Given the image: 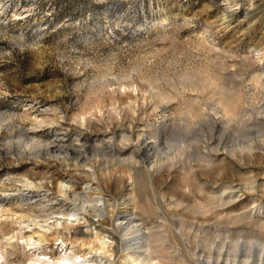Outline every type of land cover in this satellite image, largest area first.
<instances>
[{
	"label": "rangeland",
	"instance_id": "1",
	"mask_svg": "<svg viewBox=\"0 0 264 264\" xmlns=\"http://www.w3.org/2000/svg\"><path fill=\"white\" fill-rule=\"evenodd\" d=\"M0 208V264H264V0H0Z\"/></svg>",
	"mask_w": 264,
	"mask_h": 264
},
{
	"label": "bare ground",
	"instance_id": "2",
	"mask_svg": "<svg viewBox=\"0 0 264 264\" xmlns=\"http://www.w3.org/2000/svg\"><path fill=\"white\" fill-rule=\"evenodd\" d=\"M2 210H3V208H0V212ZM128 215L129 216L126 217V220L124 219L120 223L123 227V230H125L124 239H129L134 235V237H136V239H138V240H144L145 239L144 241L147 242L148 241L147 234L143 230L144 228L142 227L141 222L138 221V218L136 217L135 214L129 213ZM66 259H67V257H66ZM146 262H148V261H146Z\"/></svg>",
	"mask_w": 264,
	"mask_h": 264
}]
</instances>
